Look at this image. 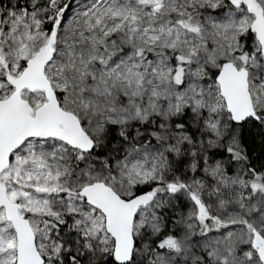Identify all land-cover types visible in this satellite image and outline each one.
<instances>
[{
    "label": "snow or ice",
    "instance_id": "6c2138e0",
    "mask_svg": "<svg viewBox=\"0 0 264 264\" xmlns=\"http://www.w3.org/2000/svg\"><path fill=\"white\" fill-rule=\"evenodd\" d=\"M0 264H264V0H0Z\"/></svg>",
    "mask_w": 264,
    "mask_h": 264
}]
</instances>
